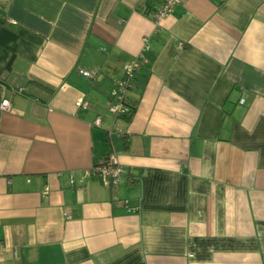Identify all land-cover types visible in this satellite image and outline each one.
<instances>
[{"label": "crops", "instance_id": "0c3cea01", "mask_svg": "<svg viewBox=\"0 0 264 264\" xmlns=\"http://www.w3.org/2000/svg\"><path fill=\"white\" fill-rule=\"evenodd\" d=\"M160 2L0 0V264H264V0Z\"/></svg>", "mask_w": 264, "mask_h": 264}, {"label": "built area", "instance_id": "2783aa9c", "mask_svg": "<svg viewBox=\"0 0 264 264\" xmlns=\"http://www.w3.org/2000/svg\"><path fill=\"white\" fill-rule=\"evenodd\" d=\"M183 0H161L158 6L152 10V18L156 22H159L162 18L167 16L175 7L176 4ZM149 47L145 45L144 51L148 50ZM148 61L146 54L143 52L139 57L126 64L123 75L117 81H115L113 87L110 90V108L113 113L117 115L123 110L128 101L126 91L131 84V80L135 77L139 67L142 63ZM80 71L86 76H94L95 72L89 69L80 68ZM123 100L126 102L123 103ZM240 103H245V99L242 97ZM78 104L87 106L86 103L78 101ZM0 107L4 110L10 109V100L8 98L3 99L0 102ZM100 176V179L104 185H111L112 183H118L122 178L123 174L126 173L125 167L118 161L117 156L111 153L108 157L103 158L98 164L93 167V173ZM127 202V201H125ZM137 207L129 206L128 210H136ZM2 243L0 242V246Z\"/></svg>", "mask_w": 264, "mask_h": 264}, {"label": "trees", "instance_id": "16d2710c", "mask_svg": "<svg viewBox=\"0 0 264 264\" xmlns=\"http://www.w3.org/2000/svg\"><path fill=\"white\" fill-rule=\"evenodd\" d=\"M147 58H148V60L150 59V57H148V56H147ZM136 77H137V74L135 75V77L133 78V80H131L130 86L133 84V81L136 79ZM124 102H126V101L123 100V103ZM126 103H127L126 106L123 107V110L120 113H117V116L122 117V118L128 120V119H130L132 117V115H133V113L135 111V104L133 102H131L129 99H128V101ZM108 156L109 155H107L105 157H108Z\"/></svg>", "mask_w": 264, "mask_h": 264}]
</instances>
